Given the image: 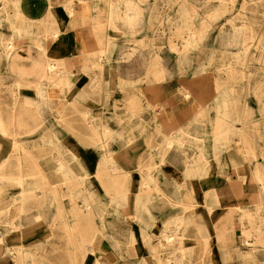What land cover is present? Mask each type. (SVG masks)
<instances>
[{
	"label": "crops",
	"instance_id": "0c3cea01",
	"mask_svg": "<svg viewBox=\"0 0 264 264\" xmlns=\"http://www.w3.org/2000/svg\"><path fill=\"white\" fill-rule=\"evenodd\" d=\"M69 1L73 6L86 5V10L68 13ZM95 1L20 0L30 21L40 18L44 28L19 36L10 29L8 9L0 1L3 73L19 83L20 96L42 101L44 119L67 122L59 128L51 123L50 130L66 132L61 141L89 170L88 176L76 179L82 181L76 185L54 162L55 170L44 179L45 189L35 190L38 201L29 203L22 221H15L21 222V235L0 233V264H82L83 251L89 252L92 246L101 248L95 252L103 262L113 257L111 264H264V248L245 245L253 244L254 238L246 239L245 233L260 224L264 208L259 210V220L253 221L260 204L258 192L242 171V155L233 146V131L223 123L227 117L221 111L195 121L191 105L177 103L164 93L159 97L161 108L155 113L144 110L136 123L127 125L126 153L117 156L123 148L115 142L111 146L115 153L109 157L110 163L127 173V204L118 209L126 220L115 214L110 203L114 185L110 177L94 173L100 147L82 143L81 128L89 126V117L77 109L91 99L101 100L90 114L101 113L110 132L120 128L113 114L116 102L104 94L94 95L90 77L83 71L89 62L87 46L101 35L92 10ZM49 63L61 67L55 85L44 84L50 75ZM79 92L86 97L72 103ZM54 100L59 101L56 111L52 110ZM164 138L184 142L182 153L190 161L169 155L162 162L155 148ZM100 217L105 220L100 228L105 237L95 233H99ZM120 232L131 238L135 250L124 249L127 255L117 257L115 238ZM164 236H169L171 244ZM127 256H131L129 262ZM85 261L94 264L95 258L89 255Z\"/></svg>",
	"mask_w": 264,
	"mask_h": 264
},
{
	"label": "bare ground",
	"instance_id": "6f19581e",
	"mask_svg": "<svg viewBox=\"0 0 264 264\" xmlns=\"http://www.w3.org/2000/svg\"><path fill=\"white\" fill-rule=\"evenodd\" d=\"M19 1L4 0L3 4L4 8L8 9L6 10L8 24L10 29L13 30L14 35L19 36L21 33L32 35L31 33L37 32L38 28H44L42 19L39 18L30 21L29 16L21 9ZM105 2L104 13L102 12L101 14V20L105 27L115 29L116 31L118 30V32H125L124 30L127 28L131 34L138 31L137 19L139 17V8L134 0H106ZM166 2L168 8L167 15L162 22H159L160 25H164V28L159 32L146 31L147 33L143 36L142 45L148 49L145 54L147 84L144 85L141 95L135 93V89H129L130 96L127 99L126 94V97L123 98L124 103L120 106L121 108L115 103L114 118L120 117L122 120L120 121L119 130L110 132V128L106 125L101 113L94 115H91L90 111L84 113V115L89 117V126L81 128L83 130L81 133L85 136L82 138V143L84 142L88 146H97L98 144V146H101L99 149L101 159L97 162L93 170L97 177L106 175L111 178V182L114 185V195L111 197L110 203L114 207L115 214H120L121 221L126 220L125 214L123 212L120 213L118 209L127 204V173L117 163L109 162V157L115 153L111 150V146L115 142H119L120 144L118 143L117 146L123 148V140L126 135L124 128L127 125L132 126V124L140 119L141 106H143L144 98H149L145 100V106L153 109L156 96L158 95L159 85L174 76H188L194 78V80L196 79L197 82H211L212 89H209L211 94L214 96L215 94L220 95L222 93L230 95L228 97H231V99L228 98L226 101L212 100L208 107L210 109L214 108L215 104L226 103L231 111L239 109L241 114H246L248 112L246 103L243 102L240 104V107L235 98L238 97L239 93H243L249 97L250 101L256 106L259 120L257 121L258 127L255 129V133H253L254 137L252 138L251 136V138H248L247 136V151L251 157H260L262 159L263 165L256 164L253 173L254 176L264 181V146L261 140H259L261 139V135H264V133H261V129L264 127V84L259 75L261 72H264V9L260 16L254 13L257 5H262L264 8V0H166ZM68 5H70L68 6V13H72L74 10H86V5L84 4L79 3V5L73 6L71 1H69ZM222 17L223 20L218 21ZM163 33H167L168 37L160 41L158 36ZM212 34H216V41L214 43L217 46L215 45L210 48L207 47V41ZM109 37L110 34L107 33L99 35L95 44L87 46L89 58H91L92 63H87L83 67V71L86 75H91L89 76L90 85L94 91L100 90L102 86L101 75L103 66L100 60L105 55ZM162 44L168 45L167 48L170 53L166 54L164 52V49L161 47ZM233 44L237 45L236 51L230 49V46ZM259 47H263V50L260 54L258 53V56L254 54V51L257 50L258 52ZM47 70L50 71V75L45 77L44 84L55 85L56 81L54 80L56 78L55 75L58 76V70H55V66L51 63L48 64ZM245 74L248 77L247 81L241 84L242 76H245ZM4 78L10 83L13 94L20 96L18 91L19 83L13 81L6 73ZM181 93L184 95L188 94L185 89H182ZM141 96L144 97L142 100ZM83 97L86 96L79 92L76 96L77 99L72 103L78 102L79 99L84 100ZM100 102L101 100L97 99L98 105H101ZM41 103L42 101H30V105L40 114L42 113ZM201 103L198 102L197 105H191L195 121L203 117L202 113L206 111V107H202ZM12 104L13 109H9L7 108L9 105L3 102L0 103V130L3 132H11L2 134L10 136L14 140V147L9 154L14 155L15 159L13 161L16 163V168L19 172L22 169L19 166L22 162L21 156H27L26 160L28 163V155L30 152L28 147L25 148L14 137L23 134L17 131L28 132V129H22L17 124H27L29 119L28 111L24 110V112L22 110V106L19 105L20 102L15 101ZM145 110L150 113L152 112L149 109ZM237 121V119L227 117L223 120V123L231 131L236 129L237 139H239L242 135L241 129L243 128L240 127ZM241 126L245 128V125L241 124ZM107 131L108 134L106 133ZM68 133L77 136L75 132ZM45 139L58 143L56 152H53V157H56L53 161L59 168L66 172L65 176L69 178L68 181L75 182L76 185L81 184L82 181L76 179H81L82 176H88L89 170L81 164L74 152L61 141L62 138L60 135L50 133ZM182 148H186L184 142L164 138L158 142L155 149L157 150V157L162 162L169 155H172L171 157L173 158L176 155L181 161L186 160L189 162L191 157L182 153ZM126 151L123 148L120 152H116V155H124ZM111 159L113 158L111 157ZM34 163L37 162L34 161ZM48 163L49 167L50 162ZM38 169V173L35 171L36 175L31 176V179H34L32 180L33 186L28 187V184L26 185L24 183L19 173H6V167H0V204L5 200V197L1 196V192L7 186H17L19 189L18 194L10 198L9 205L11 212H14L12 216L19 218L21 221L27 215L29 203L38 201L35 200L38 199L35 196V190L45 189L46 187L42 181V177L43 179L45 177L47 179L48 177V175L44 177L42 173L43 169L46 168L38 162ZM45 172L47 174V171ZM85 201L86 206L90 205L87 200ZM3 209L0 207V214L4 212ZM99 221L101 223L98 228L99 233H95L100 237H105L106 235L103 230L100 229L105 226L103 223L105 220H103V217H100ZM20 225H15L18 235H21ZM250 234L255 236V243L264 244V218L260 224L253 227ZM119 235L120 237L117 236L115 238V253L117 257L121 254L126 256L127 254L124 253V249L128 252V249L131 250L134 243L131 238L124 236L123 232H120ZM167 242L171 244V239L169 238ZM256 246L257 244H250L252 248ZM96 250H101V248L99 246H92L89 252L83 251L84 261H82L85 263L86 258L90 255L92 258H95L94 264H111L113 257L103 262L101 259H98ZM88 263L91 264L88 261L85 264Z\"/></svg>",
	"mask_w": 264,
	"mask_h": 264
},
{
	"label": "rangeland",
	"instance_id": "374dc122",
	"mask_svg": "<svg viewBox=\"0 0 264 264\" xmlns=\"http://www.w3.org/2000/svg\"><path fill=\"white\" fill-rule=\"evenodd\" d=\"M1 1V0H0ZM3 1V0H2ZM106 0H96L95 4L92 6V10L95 13L96 19V25L100 29V33L102 34H110L109 42L106 44V51L103 59L100 60L103 66L102 70V76H105V83L102 84L100 90L97 91L92 90L94 95L104 94L105 96H108L114 101H116V104L121 106L124 103V97L127 99L130 96L129 89H135L137 94L141 95V91L143 90V87L148 82V78L146 75V58L145 54L147 53L148 49L146 46L142 45L143 36L145 33L155 31L159 32L161 29H163L164 25L159 22H162L164 20V17L167 15V2L166 0H134L135 4L139 8V17L137 19L138 21V31L131 34L130 30H127L125 28V32L115 29L105 27L103 21L101 20V14L105 8V2ZM204 1V0H200ZM253 5V4H252ZM262 5H257L256 10L254 11L255 15L260 16L261 12L263 10ZM104 13V12H103ZM223 20L222 18H219L218 21ZM225 23V22H223ZM160 25V27H158ZM153 27V28H149ZM156 29V30H155ZM159 29V30H158ZM116 33V36H115ZM212 36V37H211ZM210 38L207 41V47L212 48L213 46H217V44L214 43L216 41L215 37L216 34H212ZM167 33L159 34L158 38L160 41H163L167 38ZM167 44H162V49H164V52L170 53L169 49L167 48ZM229 46V45H228ZM227 46V47H228ZM4 48H8V44L4 45ZM158 48V46H157ZM230 49L233 51L237 50V45L233 44L230 46ZM263 50V47H259V50L254 51V54L258 55ZM259 56V55H258ZM257 56V57H258ZM89 57V55H88ZM88 63L91 62V58L88 59ZM172 62V61H171ZM55 67V70H59L58 66ZM2 67L0 66V103H4L9 105L7 108L13 109V102L18 101L20 102V106H22V110L28 111V123L27 124H17L22 129H28V132L26 131H17L18 133H23L18 136H15L14 138L19 140L20 143L25 146V148L28 147L29 149V155H28V163H27V156H21L22 162H21V170L18 172L17 165L13 161L15 159L14 155H10L9 153L12 151L14 145H13V139L12 137L2 134V133H11L10 131H1L0 130V167L4 166L6 167L7 171L6 173H19L20 176H22V179L24 180V183L28 184V176L29 174L36 175L35 171L38 173V162L41 163L46 169H43V176L45 177L47 174H49L54 169V159L56 157H53V152H56V149L58 148V143L50 142L45 137L49 135L50 133H55L61 136L63 133L66 134V132H60V131H52L51 129V123H57L56 127H64L67 122H61L60 120L57 121L56 119H53V121H50V119H44V116L37 112V110L30 105V101L22 96H15L10 88V83L4 78L5 74L3 73ZM65 70V69H64ZM86 75V74H85ZM260 79L262 80V83L264 84V72H261ZM91 76V75H89ZM247 75L242 76L241 84H244L247 81ZM147 80V81H146ZM210 81V80H209ZM205 84V85H204ZM127 86V87H126ZM185 89L187 90L188 94L184 95L181 93V90ZM209 89H212L211 82H197V80L194 78H190L188 76L186 77H178L174 76L166 81L164 83L159 85V91L158 95L156 96V101L154 102L153 109L149 108L148 106H145V100L149 99L146 97L143 100V106H141V112L145 109H149L152 111L151 113L156 112L158 108H161V103L159 100L160 95L164 96V93L169 95V97H172L175 99L177 103H186L189 105H197L198 102H202V107H206V111H204L202 114L203 117L209 116L214 113H218L219 111L225 113L226 117L237 119V123L240 125L242 135L239 139H237L236 129H233L232 138L234 140L233 146L236 147V149L239 151V153L242 155L243 159V169L245 173L248 174L251 186H254L258 192V197L260 199L259 206L254 210V219L253 221L259 220V210L264 208V181L260 180L258 177L254 176L253 169L255 168V165H263V161L260 157H251V155L247 151V136L248 138L254 137L253 133H255V129L258 127L257 121L259 120V116L257 114L256 106L250 101L249 97L245 96L243 93H239L238 97L235 98L238 101V105L241 107L240 104L243 102L246 103V106H248V112L246 114H241V111L234 110L231 111L226 103L225 104H215L214 108H208L212 100H218V101H226V99H231V97H228L227 93H222L220 95L211 94L209 92ZM208 91V92H207ZM209 95H208V94ZM227 94V95H226ZM118 98V99H116ZM93 101V103H92ZM32 102V101H31ZM59 101L54 100L52 103V110L56 111V107L58 106ZM91 102V103H90ZM83 107L78 106V110L82 111V114L86 111H90L92 107H99L97 106L98 103H96L93 99L86 102ZM91 104V105H88ZM119 106V107H120ZM241 109V108H240ZM22 111V112H23ZM24 111V112H25ZM10 112V111H9ZM89 114V113H88ZM205 115V116H204ZM84 116V115H82ZM116 122L120 125L121 118L116 117ZM79 120V119H77ZM241 124L245 125L241 126ZM9 127V126H8ZM54 127V126H53ZM10 128V127H9ZM16 129V127H14ZM20 129V128H19ZM261 133H264V127L261 129ZM246 132V134H245ZM81 135H83L81 133ZM44 137V139H43ZM261 143L264 146V135H261ZM127 142V141H126ZM124 144V141H123ZM99 145V144H98ZM101 147V146H99ZM138 153V150H135ZM139 154V153H138ZM36 161L37 163H34ZM48 162H50V166L48 167ZM28 165V166H27ZM29 169H28V168ZM56 167H59L56 165ZM28 169V170H27ZM47 171V174L46 172ZM49 177V176H48ZM34 180V179H32ZM42 181H46L42 177ZM65 182V181H64ZM18 187L15 185L7 186L4 191H2L1 196L5 197V200L2 201L0 204V207L4 208V212L0 214V233H15L16 232V219L17 217H13V213L10 210V198L13 196H16L18 194ZM261 221V220H260ZM252 229L245 233L246 239L254 238L253 244H257L258 247L264 248V244L262 243H255V236H252L251 233ZM163 239L165 241H168L169 238L167 236H164ZM246 246L250 247V243L246 242ZM256 246V247H257ZM130 247V246H129ZM128 247V248H129ZM132 250L134 249V245L131 247ZM129 250V249H128ZM130 251V250H129ZM131 256H127V262H129Z\"/></svg>",
	"mask_w": 264,
	"mask_h": 264
}]
</instances>
